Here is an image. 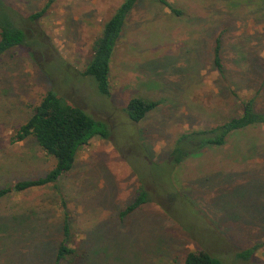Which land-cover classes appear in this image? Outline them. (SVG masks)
I'll return each instance as SVG.
<instances>
[{
	"label": "rangeland",
	"instance_id": "obj_1",
	"mask_svg": "<svg viewBox=\"0 0 264 264\" xmlns=\"http://www.w3.org/2000/svg\"><path fill=\"white\" fill-rule=\"evenodd\" d=\"M4 1L25 18L50 2ZM167 1L180 14L141 0L128 16L109 97L83 72L124 0H54L29 25L41 45L1 59L0 188L53 169L34 138L11 142L49 91L106 121L112 137L85 146L57 187L0 200V264H52L65 212L77 264H184L200 249L243 264L235 254L256 244L263 247L248 264H264V127L177 167L169 157L179 136L221 125L245 100L264 112V0ZM217 38L223 75L214 65ZM134 97L160 103L139 124L126 112ZM141 185L154 202L122 221Z\"/></svg>",
	"mask_w": 264,
	"mask_h": 264
},
{
	"label": "trees",
	"instance_id": "obj_2",
	"mask_svg": "<svg viewBox=\"0 0 264 264\" xmlns=\"http://www.w3.org/2000/svg\"><path fill=\"white\" fill-rule=\"evenodd\" d=\"M53 1L50 0L42 11L25 18L4 0H0V61L16 48H38L41 45V40L30 32L29 25L36 24L48 11ZM140 1L124 0L114 15L104 24L101 35L94 42L92 58L83 75L94 79L98 93L104 97L111 95L110 71L116 47L128 16ZM157 1L166 8H170L176 15L180 14L179 11L172 9L167 0ZM221 49V38H217L214 65L223 75ZM159 105L158 101L134 97L129 101L126 112L132 123L139 124ZM253 127H264V112L256 110L253 99L245 100L241 102L240 113L221 125L179 136L169 157L173 165L177 167L189 158L200 157L205 150L223 147L230 137ZM31 137L47 155L55 159V165L44 177L23 180L0 188V200L13 193H24L34 188L49 185L57 187L60 180L74 169L79 152L96 138L110 140L112 131L106 121L97 119L83 109L70 105L52 90L34 108L32 116L16 131L11 142L18 143ZM153 202L149 191L141 185L138 188L137 197L120 213L121 220L123 221L130 214ZM70 221L68 212H65L60 225L62 239L52 250V264H77L80 259L73 245ZM262 247L256 244L240 251L235 254V260H242L243 264H248ZM85 256L82 258L84 261L88 260V255ZM184 264L225 263L219 257L200 249L190 252Z\"/></svg>",
	"mask_w": 264,
	"mask_h": 264
}]
</instances>
